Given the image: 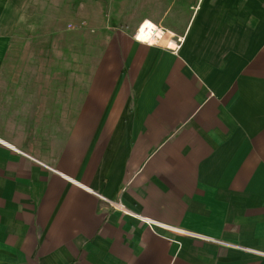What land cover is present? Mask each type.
I'll use <instances>...</instances> for the list:
<instances>
[{"label":"crops","instance_id":"1","mask_svg":"<svg viewBox=\"0 0 264 264\" xmlns=\"http://www.w3.org/2000/svg\"><path fill=\"white\" fill-rule=\"evenodd\" d=\"M163 2L53 78L0 0V264H264V0Z\"/></svg>","mask_w":264,"mask_h":264},{"label":"rangeland","instance_id":"2","mask_svg":"<svg viewBox=\"0 0 264 264\" xmlns=\"http://www.w3.org/2000/svg\"><path fill=\"white\" fill-rule=\"evenodd\" d=\"M46 3L37 12L38 19L26 27L30 30L18 34L20 46L12 49L10 56L21 63H37L22 67L27 75L37 66L40 75L53 78L76 75L77 62L92 61L98 55L96 48L109 44L110 36L117 30L133 34L147 19L158 25L157 18L166 7L163 0H46Z\"/></svg>","mask_w":264,"mask_h":264},{"label":"built area","instance_id":"3","mask_svg":"<svg viewBox=\"0 0 264 264\" xmlns=\"http://www.w3.org/2000/svg\"><path fill=\"white\" fill-rule=\"evenodd\" d=\"M156 26H157V28H158L157 30L160 32V35H156V41H155V42H146V44H148V45H157V44H160L161 42L166 41V37H167V35H170V36L172 35V34H171L168 30H166L165 28H163V27H161V26H158V25H156ZM140 29H141V28H140ZM140 29H138V32L140 31ZM133 38H134L136 41H138V42H142V41L139 40V38H138V36H137V30H136V32L133 34ZM177 43H178V46L175 48V50H174L175 52H177V51L180 49V46H181V44H182V40H181V39H178V40H177ZM167 47H168V48L171 47V41L169 42V44H168ZM98 197H99L102 201L108 203L111 207H113V208H115V209L123 210V206H122L121 204H117V203H114V202H112V201H109L108 199H106L105 197L100 196V195H98ZM148 224H149L150 226H153V223H151V222H148ZM154 225H156V224H154ZM198 237L207 240V238H204V237H201V236H198ZM256 254H259V255H261V256H264V254H262V253H256Z\"/></svg>","mask_w":264,"mask_h":264},{"label":"bare ground","instance_id":"4","mask_svg":"<svg viewBox=\"0 0 264 264\" xmlns=\"http://www.w3.org/2000/svg\"><path fill=\"white\" fill-rule=\"evenodd\" d=\"M138 29H140L139 32ZM138 29H137V36L139 40L142 41L143 43L155 42L156 35H160V32L157 30L158 28L156 24L150 21L149 19L144 20ZM171 46H173V43H171Z\"/></svg>","mask_w":264,"mask_h":264}]
</instances>
